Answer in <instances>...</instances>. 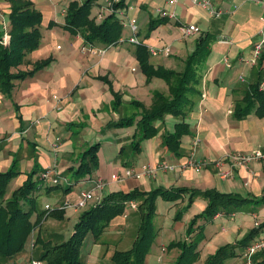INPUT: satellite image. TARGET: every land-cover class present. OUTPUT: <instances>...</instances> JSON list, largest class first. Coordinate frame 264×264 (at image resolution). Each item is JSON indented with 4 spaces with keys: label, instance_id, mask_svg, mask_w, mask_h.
Instances as JSON below:
<instances>
[{
    "label": "crops",
    "instance_id": "obj_1",
    "mask_svg": "<svg viewBox=\"0 0 264 264\" xmlns=\"http://www.w3.org/2000/svg\"><path fill=\"white\" fill-rule=\"evenodd\" d=\"M31 1L41 11V35L38 46L24 56V62L19 68H29L32 61L47 56L51 60L31 76L13 80L9 95L0 93V138L10 141V148L0 149V170H4L15 160L18 173L10 178L16 180L14 188L34 169L32 178L38 180L35 194L41 191L50 192L47 188L52 185L50 178L39 177L41 170L49 168L51 177L57 178V182L53 184H59L58 187L51 188V191H61L58 200L60 202L76 200L80 190L91 189L95 195L102 196V189L128 190L135 187L147 190L157 185L214 187L219 191H231L242 196L261 194L264 190V160L238 164L223 159L217 167L214 159L234 151L264 148V108L260 113L251 111L241 118L232 116L235 103L241 100L249 85L264 79V43L254 64L242 63L240 60L249 56L253 44L260 36H264V21L259 19L264 9V0H212L214 5L222 9L218 16L209 15L204 8L189 0H176L173 3L167 2L168 0H123L125 16L135 18L137 38L147 46H169L167 54L161 51L149 54L148 60L152 64L180 69L184 57L193 49L200 33H209L213 37L209 51L197 70L198 80L195 86L198 94L193 97L191 108L182 116V120L188 124L189 132L180 136L176 153L166 149L162 135L164 131L172 129L175 121L181 119L178 116L165 113L162 119L155 120L156 133L141 139L138 149L132 148L130 144L137 133L134 123L125 127L106 124L109 120H116L136 111L129 103L131 99L148 105L153 89L164 93L167 91L165 82L162 84L155 81L157 77L145 80L133 53L134 44L126 40L108 46L95 43L91 45L90 51L81 50V38L69 34L61 27L64 15L61 9L65 7L67 0ZM94 7L91 8L93 15L99 5L96 3ZM158 8H165L174 14L163 15L166 17L164 21L148 29L149 19L161 16ZM7 11V2L0 0V28L1 16L4 23H7ZM107 13L108 10L102 8L100 16L95 19L99 20ZM49 20L55 23L47 26ZM188 23L196 25L198 30L183 33L182 26ZM121 25V36L129 35L128 26ZM98 49L102 51L99 52ZM224 59L229 62L228 65ZM155 82L158 84L155 85ZM111 90L120 93L121 100L115 108L110 105ZM8 104L10 112L7 115L10 114V118L14 119L10 123V132L1 123L4 120L1 114L7 110ZM84 130L85 134L81 133ZM97 133L104 135L103 140L107 142L96 150L97 165L87 175L75 179L73 169L78 163L80 152L91 143L88 139ZM193 139H196L194 145ZM189 154L208 162L198 171L185 166L181 169L157 170L153 175L127 176L122 182L112 178L125 167L139 171L142 163H153L156 160L177 163ZM218 169H229V173L222 177ZM97 179L102 182L100 189L94 188ZM112 182L114 184L108 188ZM66 184L69 185L67 190L63 189ZM185 198V194L175 200L155 198V207L156 204L161 207V211L155 212L153 216L157 219L154 237L159 239L153 238L144 256L147 264L161 263L158 250L170 253L166 261L167 264H173L178 249L167 246L168 241L184 236L187 220L201 210L206 202L204 198L197 196L180 217H174L172 209H180ZM94 203L87 201L82 207L60 209L59 221L65 224L62 229L48 234L52 238L47 235L45 240L56 243L66 239L72 233L73 224L80 211ZM44 204L42 209L37 210H44ZM131 210L136 212V207ZM46 212L44 210L41 218L46 219ZM127 213L124 208L121 214L112 217L96 238L90 232L86 233L79 248L80 264H110V255L114 249H126L131 245L126 248H118L116 245L111 248L109 245L110 229L112 234L117 235V239L118 235L119 238L122 237L124 226L134 223L137 225L138 218L133 217L131 220ZM160 215L164 218L161 219ZM34 217L35 212L31 215V218ZM263 217L264 202L256 205L244 203L239 209L227 214H214L203 225L204 236L198 242L196 260L199 259L201 264L205 255L219 245L212 242V235L228 234L233 238L225 242L233 241L244 233L243 227L250 222L254 226V220L260 222ZM40 221L41 219L39 223ZM32 232L34 229L27 240V247L24 245L20 252L10 257L18 264H28L31 258L40 259V253L34 255L31 251L35 246L33 236L36 238ZM263 236L256 235L250 241ZM37 240L42 238L37 237ZM259 253L254 254L255 258L253 255V263L260 258ZM237 256L227 259V263H234ZM4 262L0 261V264ZM42 262L44 264L43 260Z\"/></svg>",
    "mask_w": 264,
    "mask_h": 264
},
{
    "label": "trees",
    "instance_id": "obj_2",
    "mask_svg": "<svg viewBox=\"0 0 264 264\" xmlns=\"http://www.w3.org/2000/svg\"><path fill=\"white\" fill-rule=\"evenodd\" d=\"M8 4L7 38L0 41V93L9 95L13 86V80L31 76L36 70L47 65L50 56L36 59L31 62L29 68L21 69L19 65L24 62L25 55L38 46L40 40L39 24L41 11L33 6L31 0H4ZM97 0H67L61 27L69 34L78 35L83 44L93 45L100 43L103 46L118 43L121 36L122 25L112 11L96 20L91 13L92 6ZM123 0L114 3V7L123 6ZM165 16L150 18L148 29L165 20ZM55 22L49 20L47 26ZM2 30L0 28V38ZM213 37L209 33H200L193 49L183 59L180 69L168 68L160 64H152L149 60V51L144 42L139 40L134 44L133 53L139 69L145 76V80L158 77L167 85L166 93L153 89L148 105L141 101L131 99L129 103L136 111L109 120L106 124L111 126H127L135 124L137 133L131 140L132 148L138 149L141 139L154 135L157 127L154 121L162 119L165 113L178 116L179 120L172 124V129L163 132L162 141L166 149L176 153L179 147L180 136L189 132L187 122L182 116L191 108L193 97L198 94L195 84L198 80V68L209 51V44ZM105 80H107L105 78ZM260 81V80H259ZM259 81L251 83L245 90L241 100L236 102L232 112L235 118L244 117L247 113L262 112L264 108V90L259 88ZM111 108L120 103V93L111 90ZM99 141L86 145L80 152L78 163L73 169V177L79 179L87 175L97 165L96 150ZM34 169L27 173L26 178L17 187L13 188L9 195L4 196L5 187L11 177L18 173L15 160L4 170H0V261L12 257L20 252L27 242L34 226L41 219L44 210L36 208L35 190L38 188V180L32 178ZM59 184L47 186L58 187ZM65 190L69 185L64 186ZM186 195L181 208L176 210L174 217H179L192 200L199 196L205 199L204 207L194 213L186 222L184 236L170 240L169 247H176L178 252L173 264H195L198 256V242L203 238V225L211 220L214 214H227L239 209L244 203L254 205L264 202V190L259 195L242 196L235 192L219 191L214 187L195 188L182 185L164 187L153 186L147 190L131 188L128 190H112L102 195L93 205L84 208L78 214L72 228V233L67 239L50 243L41 241L39 258L44 264H80L79 248L86 233L90 232L96 238L115 215L121 214L129 200H134L139 219L135 236L131 245L126 249H114L110 255V264H147L144 256L149 248L156 229L152 218L154 216L155 198L175 200ZM46 214L59 215L57 209L46 210ZM35 212V217L31 218ZM264 225V217L258 223L248 229L247 232L235 238L217 245L207 253L201 264H228L227 259L241 254L244 246L260 231ZM37 241L33 239V244ZM261 253V254H260ZM254 264H264V253L260 252ZM255 258V255H254Z\"/></svg>",
    "mask_w": 264,
    "mask_h": 264
},
{
    "label": "built area",
    "instance_id": "obj_3",
    "mask_svg": "<svg viewBox=\"0 0 264 264\" xmlns=\"http://www.w3.org/2000/svg\"><path fill=\"white\" fill-rule=\"evenodd\" d=\"M118 1V0H97V4L99 5V8L96 9L95 11V17L96 16H100V13L102 12V8H105L106 10H108V12H114L116 17L119 19V21L121 22V24H125L128 26L130 34L127 36H120L118 38V42H121L122 40H126L128 42H131L133 44L138 43L139 39L135 36L136 33V22H135V18L134 17H128L125 16L124 12H123V6H117L114 7V3ZM176 0H168L167 2L169 3H173ZM191 3L196 4L202 8H204L207 13L211 16H218L222 9L219 6H216L213 4L212 0H189ZM95 3V4H96ZM65 7H63L61 9V11L64 13ZM158 13H160V15H167V16H173V12L172 11H168L165 8H158L157 9ZM259 19L261 21H264V9L263 12L261 13V15L259 16ZM1 22H2V33H1V38L0 41L1 42H5L6 38H7V32H6V27L7 24L4 23L2 16H1ZM198 28L196 25L192 24V23H188L184 26H182V31L185 34L188 33H192L197 31ZM264 43V36H260V38L253 44L252 46V50L250 52V55L244 58H240V60L242 61V63H246V64H254L260 54L261 51V47L262 44ZM147 46V45H146ZM149 53L151 54H156L158 51L163 52V54H167L169 52V46L168 45H162L159 46L158 48H155L151 45L147 46ZM81 50H87L90 51L91 50V45H84L81 46ZM97 51L101 52L102 49H98ZM224 62L228 65L229 62L227 60L224 59ZM259 88L264 90V79L259 81L258 83ZM196 142V139L192 140V145H194V143ZM223 159H227L228 161H230L231 163H238V164H248L252 161H257V160H264V148H254L250 151H234V152H230L227 153L223 156H220L216 159H214V163L217 167H219L221 161ZM206 162H208L205 159H200L197 157H194L192 154H189L188 156H186L183 160L177 162V163H169L167 161L164 160H156L153 163H142L140 165L139 171H135V169L129 168V167H125L120 173H115L113 175V179L116 180L117 182H122L127 176H139L140 174H145V175H153L155 174V172L157 170H173V169H181L182 167L185 166H190L192 167L195 171H198L203 165L206 164ZM218 173L220 176L224 177L229 173V169H218ZM39 177L41 179H45V178H50V181L52 183H56L57 182V178L56 177H51L50 175V169L46 168L43 169L39 172ZM94 188L96 189H100L102 187V182L101 180L97 179L94 182ZM94 191L90 190H80L78 193V196L76 198V200L74 201H64L61 203L60 208H63L65 206H72L74 208H78V207H82L86 200L91 198L92 196H94ZM99 196V195H97ZM127 204L132 207L135 208L136 204L134 200H129L127 202ZM50 207L48 206V204H44V209H49ZM258 221L254 220V225H258ZM256 252H262L264 253V237H259L256 239H253L252 241H250L248 244H246L241 252V257L243 259V261L245 262V264H253V255ZM4 264H18L16 260H14L13 258H8L5 260ZM28 264H43L41 259L38 258H31L28 261Z\"/></svg>",
    "mask_w": 264,
    "mask_h": 264
},
{
    "label": "rangeland",
    "instance_id": "obj_4",
    "mask_svg": "<svg viewBox=\"0 0 264 264\" xmlns=\"http://www.w3.org/2000/svg\"><path fill=\"white\" fill-rule=\"evenodd\" d=\"M66 0H62L61 2H64ZM67 2V1H66ZM93 8L94 5H93ZM81 46H84L83 44ZM81 48V47H80ZM157 80L155 81H160L162 84H164V81L161 79V78H155ZM154 83V82H153ZM157 82H155V85H156ZM158 84V83H157ZM161 88V86L159 87V89ZM10 112V104H8L7 106V110L4 111L2 114H1V117L4 116V120L1 121V123L3 124V126H5V128H7V131L10 132V123H12V121H14L13 118H10V114L7 115V113ZM128 126V125H127ZM125 127V126H124ZM81 133L85 134V130L82 131ZM103 137L104 135L100 134V133H97V134H94V136L90 139H88V142H94L96 141V139H100L98 140L99 141V144L98 147L102 146V145H106L107 142H104L105 140H103ZM7 148H10V141H7L3 138H0V149L1 150H4V149H7ZM106 149V148H105ZM107 150V149H106ZM121 156H123V153H121ZM16 176V175H15ZM13 176V177H15ZM11 177V179L13 178ZM9 180V184H6V187H5V196L9 195L10 191H8L9 189L11 190V186L12 188H14L13 186H16L15 185V182L16 180ZM113 182H116L113 180ZM112 182V184H105V185H108L107 187L109 188L110 186H112L114 183ZM108 183V182H107ZM117 183V182H116ZM54 189V188H53ZM117 189V188H115ZM115 189H107V191H103V189L101 190L102 192V195L112 191V190H115ZM58 191V192H57ZM61 195V191L60 190H53L51 191L50 189V192H43L41 191L39 194L37 193L36 194V208L37 209H42L43 208V204L46 203L48 204V206L50 207L49 209H57V210H60V209H65V208H69L70 206H65L63 208H60V205L62 202H64L65 200H63L62 202L58 201L59 200V196ZM101 196H97L94 195L92 196L89 200L87 199L86 200V203L88 201V203L92 202H96ZM86 205V204H85ZM155 206V205H154ZM161 207L158 206L156 204V207H154V211L155 212H160ZM132 208L129 207V205L125 206V211L128 212L127 213V216L129 219H134L133 217H135V219H139V216H138V213L137 212H134L131 210ZM177 208L175 210L172 209L171 213H174L175 215V212H176ZM174 211V212H173ZM183 211L181 212L180 216L182 215ZM238 213H242V212H238ZM179 216V217H180ZM60 217V216H59ZM56 215H51V214H47L46 215V219L44 218H41V221L39 223L38 221V224L36 226H34V232H32V235H36V237L38 238H42V240H37L35 242V246L31 249L32 253L35 255L36 253H40V248H41V241L45 240L47 238V235L52 233L53 231L57 230V229H62L63 225L65 224L64 222H61L59 221L60 218ZM160 218H164V216L160 215ZM152 218V221H153V224H154V227L156 225V221L157 219L155 218ZM138 223V222H137ZM167 223V221H166ZM108 224V223H107ZM253 226V224L250 222L248 225H246L245 227L242 228V230H244V233L248 231L249 228H251ZM136 227L137 225H135V223L133 225L131 224H128L126 226H124V229L122 231V237L119 238V235H118V238L115 239L117 237V235L115 234H112V229L109 230V238H110V243L109 245L111 246V248H113L112 246L113 245H116L118 248H126L129 246V244H131V240L134 238L135 236V233H136ZM263 228L256 234V235H259V236H262L264 235V225L262 226ZM243 233V234H244ZM260 233V234H259ZM71 234V233H70ZM69 234V235H70ZM66 236V239L68 238V236ZM91 235V234H90ZM255 235V236H256ZM49 237H51L50 235H48ZM155 236V235H154ZM157 237V236H156ZM153 237L154 240H158L159 237ZM264 237V236H263ZM52 238V237H51ZM213 238V239H212ZM230 238H233V236L231 235H220V234H214L211 236V239H212V242L216 243V244H221L227 240H229ZM33 239H36L34 238L33 236ZM210 239V240H211ZM65 240V239H64ZM167 240V239H165ZM62 241V240H61ZM170 241V240H169ZM168 241V242H169ZM152 242V241H151ZM154 243V242H153ZM128 244V245H127ZM151 244V243H150ZM155 245V244H154ZM25 247H27V242L25 243ZM150 247V245H149ZM156 247V246H155ZM29 249V248H27ZM26 249V250H27ZM149 249V248H148ZM158 250V248H156ZM148 251V250H147ZM160 253V257H161V263L160 264H167L168 262L166 261L168 258H169V254L168 252H165V250H158ZM26 253L29 252V251H25ZM196 264H199V259L196 260ZM232 264H245V262L243 261L242 257L241 256H237L235 259H234V263ZM254 264V263H253Z\"/></svg>",
    "mask_w": 264,
    "mask_h": 264
}]
</instances>
